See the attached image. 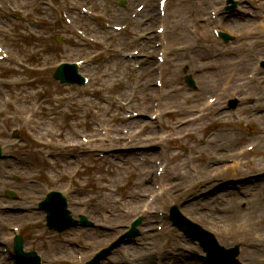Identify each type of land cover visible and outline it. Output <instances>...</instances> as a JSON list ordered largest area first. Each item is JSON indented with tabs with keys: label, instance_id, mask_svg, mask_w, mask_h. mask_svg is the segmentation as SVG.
<instances>
[{
	"label": "rangeland",
	"instance_id": "obj_1",
	"mask_svg": "<svg viewBox=\"0 0 264 264\" xmlns=\"http://www.w3.org/2000/svg\"><path fill=\"white\" fill-rule=\"evenodd\" d=\"M53 1L56 2L57 11H52V19L44 21L33 29L38 34V38H40V44L35 43L28 46V43L33 42L29 40L35 36H26L22 25L18 24L9 27L12 33L15 34L11 42L9 40L11 38L10 34L4 32L0 35V44L5 49L10 47L18 53L22 52V47L20 46L23 42H27L26 47L28 49L39 46L45 48V54L42 58L49 59L50 67L44 74L39 75L38 79L40 83L42 82L40 87L47 89L45 90L47 93L46 97L51 99V102L48 103H51V105L58 103L54 99L58 94L57 90H60L61 93L73 91L77 99H85L89 104L94 103L95 107L97 105L98 108H100L99 106L107 108L108 102L100 104L98 100L100 80L106 78V82L110 83V87L114 85V82L122 80L128 88L120 92L118 89H110L108 87L107 92L111 94V97L121 95L122 102H125V104L128 102L130 105L125 107V109H119L116 106L114 108L118 109V112L122 113L127 119L136 120L137 129L135 131H138L146 121H158L157 118L154 119L158 105L156 98L158 96L148 102L145 97L139 100V96L145 95V92L150 97L156 95L158 93L157 91L154 93V90L158 89L156 87V79L160 76H157L156 73L152 74L149 84L147 80L139 79L137 77L139 72L136 74L126 71L125 68L116 62V50L126 44L125 51L141 48V44L138 41H133L136 33L150 35L153 32L157 34L156 30L159 22H154L151 26H146L143 23L130 25L125 33L113 32L112 38L106 37V33L100 29L101 25L105 24L106 21L114 23L113 25L126 24L127 8H130V13L133 15L139 5H147L153 1L157 10L158 0H134L132 6H130L131 0H125L123 7L119 6L120 0H76L77 4L74 10H65L64 5L65 3L67 5V0L66 2L64 0ZM57 1H61V3L59 4ZM225 1L171 0L167 8L169 12L168 20L164 23L167 32L166 41L168 42V47L166 48V54L168 55V61L162 66L164 74L161 79L164 84L166 83L165 88L176 85L182 86L180 87V92L183 98H172L173 96L169 95L167 99L163 97L162 101L166 102L165 106H168V102L171 103V101H174V105H176L178 100L183 99L185 101L187 96H193L192 100L187 103L194 108L202 103L203 99L206 101L208 98H216V94L220 95V103L213 105L212 108L219 110L218 106H224L229 117L223 118L218 113L221 120L220 122H214L216 134H212V138H216L217 141L214 145L217 148L214 155L206 147L207 138L205 137L202 141L208 132L202 125L209 124L208 119L203 120L201 122L202 125L193 127L195 136H187L186 131L171 134L168 129L165 130L161 125L154 122V131L146 130L147 132L143 134V136H147V138L143 139L146 142H150L144 145L136 144L131 134H127V124L122 122L121 128L127 138L116 143L115 146L117 147L114 150L106 152L96 148L92 142L86 143L88 146L83 148L70 150L79 151L78 154L87 160H85V165L81 172L80 166L77 165L78 176L81 179V183L85 184L83 189H79L77 183L80 182L77 179H73L71 182L62 176L63 167L57 166V161H61L62 157L56 160L54 155H52L44 159V155L48 154L50 148L37 145L30 139L29 131L31 128L26 125L24 120H10L7 117V115H12V106L6 107L0 95V139L6 151L8 148L11 154L6 153L12 159L6 162L9 166L7 170L5 169L6 174L0 181V240H3L4 236L12 238L14 235L13 229L19 228L26 238L27 248L38 250L42 254L44 264H55L56 260H61V264H75V256L78 258L83 256L82 261L88 258L92 251L83 249L76 255L74 252L66 258L67 260H64V255H62L64 249L61 248L66 245L72 251L70 248L73 247L68 244L70 242L73 244L78 242L83 247L87 239L82 234H88V231H93V229L79 228L73 229L77 231L66 233V235H54L44 227L43 216L35 210L37 202L49 190L57 189L64 191L68 195L70 208L75 213L86 214L96 222L103 219L110 224H106L107 229L104 230L106 241L111 239L115 232L122 231V227L140 213L145 214L146 219L150 216L153 220L151 227L155 228L158 212L162 208H165L164 210L169 209L175 203L192 220L213 231L222 244L226 246L241 244L239 259L243 264H264V221H258L261 216L264 219V73L259 71L260 68L258 66L259 60L264 57V27H255V25H260L261 18L259 16L261 12L259 8L262 7V0H250L253 9H251L248 2L246 4L244 2V9L248 12H255L256 16L255 18H248L247 21H240V24L231 28L227 25H233L235 16L226 22L224 20H220V22L213 21L210 18L211 7L223 11ZM19 5H22V0ZM82 7L91 12L92 15L82 11L80 13ZM61 10L68 11L69 16L74 18L78 26L77 29L81 32L85 31L86 35L88 33V37H91V39L99 38L98 36L101 33L106 35L103 36L106 41L86 44V52L84 54L74 52V55H70V46L68 44L72 38L78 39L79 34L73 32L64 23L60 15ZM146 11H148L147 8L143 10V13ZM214 27H223L226 31L236 36V42L228 45L223 43L215 36ZM151 28L153 31L149 32ZM56 36L60 38V41L55 40ZM152 43H155V41L153 40ZM106 45L109 46V49L100 56ZM181 47L185 48L181 49ZM175 48L180 49L181 53H175ZM144 53H147V57L148 55L152 56L149 59L156 60L158 47L148 50L143 48L142 54L138 55L137 58L143 59L145 57ZM88 54L95 57L93 61L88 62L87 59L88 63L84 71V74L92 79L88 86L82 89L78 86L66 87L53 80V67L58 62L74 57H76V60H82ZM113 56L114 59H112ZM234 62L235 66H231V63ZM12 66L13 62L11 61L5 63L4 73L0 76V80L5 81L13 74L10 69ZM185 68L193 73L197 85L196 89H199L197 93L194 92L196 91L195 89L190 88L185 83ZM19 70L22 71L21 69ZM141 72H143V68ZM146 72L148 73V71ZM207 74H217L219 78L214 87L209 85L212 79L206 82L205 87H211L212 89L204 93L202 91L204 87L202 80L207 79ZM15 76L19 77L20 75L17 74ZM94 78L99 83L93 85ZM231 81L232 87H234L230 94H227L224 90V85ZM242 81L247 83L246 87L241 84ZM140 82L143 83L141 87L137 85ZM147 85L151 88L147 87ZM134 86L139 87V89L137 91L138 96L132 101L131 99L129 100V96ZM234 96L239 97L240 104L236 109L230 110L227 101ZM193 100L196 101L192 102ZM152 101L154 110L147 111L143 109L148 104L151 105ZM45 113L44 111L43 115ZM92 114H94L93 111ZM219 116L215 115L214 118L218 120ZM88 120L90 124L88 131L82 130L83 133L80 135V140L85 137L86 140L90 141L93 137L91 128L96 127L94 124L96 119L90 115ZM164 120L168 121L169 119L164 118ZM39 121H43V119ZM63 122L68 125L73 121L71 118L63 117L61 123ZM66 125L62 126L63 131L68 130L67 127H64ZM52 126L51 121H47L39 127L45 131L49 128L51 129ZM14 129H19L18 135L20 138L15 139L13 137ZM227 131H229V134H226ZM165 135H168V139H165ZM198 139H201L199 143ZM126 143L130 146L123 147ZM133 145L136 146L134 147ZM250 145H256V147L254 150L247 152L242 160L243 165L241 167L239 165V148L242 146L248 148ZM106 146H110L108 141ZM91 148L96 149L94 154L99 158L94 159L93 156H90ZM140 150H146L148 154H153L151 165L142 162L143 158L140 154H137L136 162L130 159L133 152ZM106 153H110L113 156L119 153L118 158L120 159H115V161L121 164L122 167H115L116 169H114V167L106 166L107 163L104 162L105 159L103 160ZM67 156L72 157V154L70 153ZM89 156L92 157L91 160H89ZM48 160L53 162V164H49ZM136 163H140V169L138 166L136 169L132 166ZM74 164V162H70L65 169L72 170ZM233 166H235V170H230V173H226L227 169ZM158 167L162 169L161 174L157 173ZM151 170L152 175L146 177L145 174ZM132 171H136V175H133ZM139 171L145 176L140 179L143 184L141 190L145 197H142L137 202L136 200L131 201L130 198L125 199V195L130 191ZM257 176L260 179H256L255 177ZM235 179L240 180L235 181ZM140 180L139 178L137 179V181ZM100 185L111 186L112 190L115 191L114 199L117 203L108 199H100V195L98 196L97 194ZM208 186H216V189L213 192L210 191L201 201L195 200L198 195L194 196L193 200L188 199L191 192L193 196L195 191ZM7 189H13L18 195L17 199L8 198L6 196ZM159 191L163 192V196L158 198V200L152 201ZM93 195H96L94 196L95 200L90 201ZM190 201L193 203L192 205H190ZM152 203L153 206L151 208L150 204ZM187 205L190 206L188 207ZM148 207L150 208V215H147L148 211L144 212L146 208L149 209ZM110 213H114V215L111 217ZM251 218H256L255 222L250 220ZM242 220L247 221L245 233L237 231V226L242 224ZM114 224H117V227ZM167 224L165 223L166 231H164L162 236L156 238L155 244L150 248V251L145 250L143 245L134 246L136 248L133 249V252H135L136 257H146L148 254L153 258L155 255L154 250L157 253H162L157 247H163V249L171 251L170 247L165 248L164 242H168L171 238L173 240L180 239L177 235L173 236V231L169 228V222ZM145 239L149 240L150 238H139V241L143 240L144 244ZM185 242L189 244L190 241L185 240ZM170 245L172 247V243ZM7 246L8 249H11V243H7ZM196 249L198 255L204 254L199 247H196ZM0 250H2L1 246ZM85 254L87 255L85 256ZM124 254L123 251H119L114 259L125 261ZM200 261L205 264L203 260ZM0 264H14V261L10 257L4 258L0 251Z\"/></svg>",
	"mask_w": 264,
	"mask_h": 264
},
{
	"label": "bare ground",
	"instance_id": "obj_2",
	"mask_svg": "<svg viewBox=\"0 0 264 264\" xmlns=\"http://www.w3.org/2000/svg\"><path fill=\"white\" fill-rule=\"evenodd\" d=\"M35 3H36L35 0H22V8L24 9L23 16L24 17H30V15H32V17L30 18L31 24H36L40 20L43 21V20L48 19V17L49 18L51 17V15H49V13L47 12L46 8H39L38 7L35 10V12L36 11L44 12L40 18L35 14H31L29 12V9ZM233 15H231L230 17H232ZM147 16L152 18L153 21H156L158 18L160 19V17L156 13V10L154 9V7L152 5L149 6L148 11H146L143 15H141L140 18L144 19ZM239 17H240L239 14L236 15L235 20H233V25L228 24L227 26L231 28L232 26L234 27L235 25L240 24L239 22L242 20ZM236 19H238V20L236 21ZM244 20L247 21L248 19H246L244 17L243 21ZM7 24L11 25L12 23L9 22ZM241 24H243V23H241ZM75 43L78 44V42H75ZM144 43H146V42H144ZM28 46H31V44H28ZM42 49L44 50V47ZM42 49L40 48V46L39 47H33V49H28L26 46H23L22 47V54H23L22 60H21V57H20V59L16 58L17 63L22 64L25 68V71L32 70V72H36V71L44 69V67L48 63V58L42 59L38 56V54H40ZM76 52L79 54H83V50H77ZM31 57H33L32 60H33V63L35 64V67L32 69L29 66L24 64L25 62L30 60ZM129 63H130V61H128V60L120 62V64H123L127 69L131 68ZM234 64H235V62L231 63V66H235ZM131 70H133V69L131 68ZM145 74H146V71L144 70L142 72V74H140L139 76L142 77ZM206 78L207 79L202 80L203 86H204L202 88L203 89L202 91L204 93L209 92L212 89L211 87H205L206 82H209V80L212 79V81L209 83V85L214 87L219 76L217 74H207ZM22 83L24 84L23 86H22ZM121 83L122 82H120L117 86L112 85L110 87V86H108V83L106 82L107 88L110 87V89H118V91L123 92V90H125L128 87L126 84H124L122 86ZM231 83L228 82L227 85H224L227 92L232 91V89L234 87V86L232 87ZM241 84L245 87L247 86V83H244L243 81ZM3 86H4V84H3ZM226 86H228V87H226ZM180 90H181L180 88H173L171 90V94H170L171 96H173L172 98H183V95L180 92ZM1 91L3 93H5L6 95H9L6 90L2 89ZM9 91H11L13 93L12 95H9V96L12 99H14L16 102V105L12 109V111H13L12 114H13L14 120L19 119L22 121V118H24V115H26L27 113H30V116L26 117V120L28 122H34L35 118L38 117L39 114H41L45 111V110H41V104L45 103L48 99L45 98L46 92L44 91V89H42L40 87L38 82L29 81L27 79L20 78L17 82L12 83L11 89H9ZM60 93H61V91H60ZM148 95L149 94H147V92H145V95L139 96V100L143 99L142 97H145L147 99V102H148L150 99H152V97H150ZM121 97L122 96L119 95V96H112V97L103 96L101 98L103 100L108 101L110 106H118L119 108H124L123 104L119 103V99ZM192 98H193V96L192 97L187 96L185 101L183 99H180V100H178V102H176V105H174V101H171V103L168 102V104H167L168 106H165L161 101H159L160 111L162 113H164V110L168 109L167 114L172 116V117H170L171 120L169 121V123L167 122L166 126H164L163 128L165 130L168 129L171 134L182 133L183 131L187 130V131H189L187 133L188 135H194L195 136L196 134L193 130V127L196 125H202L201 122L205 119H208L209 124L202 125V126H204L205 130H208V132H207L208 135L206 133V135L204 136L202 141L205 139V137L207 138L206 147H208V150L214 155V153L217 150V148H215L214 145H215V142H217V141H216V138L214 139V138L210 137L212 134H216V128H215L214 122H220L221 117L228 118L229 117L228 113L224 112V110L222 109V116L220 117L217 109H215V108L213 109L212 107H207L206 109L205 108L201 109L200 113H197L198 108L197 107L193 108L192 105H188V103H187V102H190V100H192ZM134 99L135 98H132V100H134ZM58 100L60 101V104L57 108L56 107L55 108H49L50 110H54V111L46 110L47 114H48L47 119L49 121H51V123L53 124L51 129L49 128L41 134V138L43 140L47 139V142H45L46 145H50L53 147H60V146H72L73 148L78 147L79 143H76L75 139H77L79 137L80 133L83 132L82 130L85 129L86 131H88V128L90 125L88 117L90 115L92 116V118H95L96 120H98L95 123H98L99 126H101V125H102V127L104 126L103 128L106 129L105 137H101L99 134L98 128H96V127L91 128V130L93 131V133L95 135L93 142H97V140H98L100 143H104L105 140H107V141L115 144L116 142H119L120 140L125 139L126 135L123 134V130L121 128L122 122L127 124L126 129H128V133L130 131H132V134H134V131H135L134 129L136 128L135 122L129 123L127 121H124L121 113L113 112L111 114L108 107L107 108H100L97 111L91 110V109L95 108V106L93 104H89V102L86 101L85 99L76 100L75 96L73 94H71L70 92H64L63 94H61L60 96H58ZM195 101L196 100H193L192 102H195ZM144 108L149 110L152 108V104L151 105L148 104ZM92 111L94 114H92ZM191 114H194V115L190 116ZM65 115L67 118H71L73 122L68 124V125H66L65 122L61 123V119ZM215 115L219 116L218 120L214 118ZM11 117H12V115H11ZM244 118H247V117H244ZM110 123H113L114 125H111ZM64 124L66 125L64 127L68 128L67 131L62 130V126ZM104 124L107 127H105ZM202 126H201V128H202ZM154 129H155L154 125L150 122H147L144 125H142L140 128L141 131H139L138 133L136 132V134H135L136 144H141V145L145 144L146 141L143 138H147V136H143L144 131L149 130L150 132H152V131H154ZM34 132H36V130ZM226 134H229V131H227ZM227 136H229V135H227ZM45 137H48V138H45ZM211 138H212V140H211ZM197 141L199 143L201 141V139H198ZM112 143H110V145H113ZM137 152H138L137 153L138 155L139 154H142L145 156L147 155V153H145L143 150L137 151ZM238 155L240 158L239 165L242 167V165H243L242 160H243L245 154L243 151H240L238 153ZM132 161L136 162V159H132ZM60 163L61 162H59V164ZM136 164H133L132 166L135 169L138 166V168L140 169V167H141L140 163H136ZM65 165H68V163H65ZM107 166L108 167H114V169H116L115 167L119 168L118 167L119 164H114V163H109V165H107ZM0 167H2V168H0V181H2L3 174H4V170H3L4 167L2 166V164ZM230 170H235V166L227 169L226 173H230ZM135 172L136 171H132L133 175H136ZM66 173L70 174V170H67ZM151 175H152V170L145 174L146 177L151 176ZM145 176L142 175L140 173V171L137 173V179L139 178V180L141 179V177H145ZM154 177H155V175H154ZM137 179H135V182L132 184L130 191L125 195V199L130 198L131 201L136 200V202H137V201L141 200L142 197H145L144 193H142V190H141V187H143L142 181L141 180L137 181ZM148 186H150V185H148ZM212 187L213 186H208L205 188V190L210 189ZM114 192L115 191L112 190L111 186L101 185V186H99V190H98L97 194H98V196L101 195L105 199H108L110 201H114L115 203H117L114 199ZM208 193H209L208 191H204L203 194L198 197V201H201L204 196L208 195ZM162 194H163V192H162ZM162 194L158 193L154 200H158V198H160L162 196ZM188 199H192L191 196L188 197ZM115 203H114V205L116 206ZM189 203H190V205L193 204L191 201ZM134 204H137V203H134ZM150 205L152 207L153 203ZM190 205H187V206L189 207ZM256 218H258V217H256ZM256 218H251L250 220H254V222H255ZM147 221L149 223L153 220L151 219V217H149V218H147ZM258 221L263 222L264 221L263 216H261L258 219ZM241 223L242 224L240 226H237L238 230L237 229L236 230L239 232L245 233V229H246L245 226L247 224V221L242 220ZM160 235L161 234L157 235V234H153L151 232L148 235V237L151 239V242L145 241L144 244L146 246H153L155 244L156 238H159ZM62 249H64L68 255L73 254L75 252L74 250L69 251V248H63L62 247ZM190 249H192V248L188 247L186 250V248L180 243L179 247L175 250L176 252L181 250V252L178 254L177 259L182 261L181 264H202L199 260L193 261L194 260L193 258H188V255H186L185 253L187 251H190ZM61 263H62L61 260L55 261V264H61ZM173 263H175V261L173 259H168L167 264H173ZM75 264H79V262L76 261ZM137 264H152L151 257L148 256L147 258H142L140 260L138 259ZM205 264H206V262H205Z\"/></svg>",
	"mask_w": 264,
	"mask_h": 264
}]
</instances>
